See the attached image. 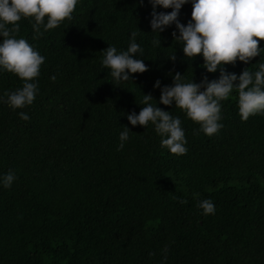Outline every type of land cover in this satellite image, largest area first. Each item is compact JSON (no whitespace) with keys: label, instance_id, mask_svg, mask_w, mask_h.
<instances>
[{"label":"trees","instance_id":"trees-1","mask_svg":"<svg viewBox=\"0 0 264 264\" xmlns=\"http://www.w3.org/2000/svg\"><path fill=\"white\" fill-rule=\"evenodd\" d=\"M150 11L148 0H79L70 19L36 39L31 18L18 21L17 38L45 61L31 105L0 101V175L15 176L0 186V264H264V114L242 121L233 90L221 102L223 126L206 136L183 111L157 103L181 120L183 155L162 148L151 123L126 119L143 94L158 102L156 80L219 76L205 72L199 55L183 56L174 25L151 32ZM190 13L183 5L179 21ZM133 31L147 71L117 85L103 49L126 50ZM260 63L264 48L224 70L239 75ZM20 87L15 74L0 72V97ZM123 126L129 139L117 150ZM204 199L213 214L197 206Z\"/></svg>","mask_w":264,"mask_h":264},{"label":"clouds","instance_id":"clouds-1","mask_svg":"<svg viewBox=\"0 0 264 264\" xmlns=\"http://www.w3.org/2000/svg\"><path fill=\"white\" fill-rule=\"evenodd\" d=\"M139 2L143 4V0ZM78 3L79 0H0V72L13 73L22 81V87L6 93V100L0 97V101L11 109L32 104L39 91L36 78L45 61V57L24 38H17L18 21L31 18L33 39H36L42 32L70 19ZM187 3L191 4V18L182 24L178 19L179 10ZM148 4L151 7V32L159 35L174 25L171 35L182 45L183 56L192 60L199 55L206 73L220 71L218 78L209 80L204 75L199 83L193 80L183 82L180 73L172 76L171 85L162 86L156 80L153 88H159L158 102H151V94H143L140 102L143 106L139 112L126 114L130 125L145 127L151 123L161 137V147L171 154L183 155L187 152V141L181 120L162 110L157 103L183 111L206 136L214 135L223 126L220 123L221 102L233 90L237 92V110L242 121L252 115L264 114V63H260L254 72L245 68L239 75L224 70L225 65H234L237 61L248 64L253 57L260 55L264 48L258 47V41H264V0H148ZM158 7L171 10L157 11ZM136 35L135 31L129 33L126 50L118 51L112 45L103 49L101 64L109 70L117 85L132 80L134 73L147 71L143 59L139 58L143 55V48L136 42ZM154 43L161 44L160 40ZM170 58L175 59L174 56ZM18 115L22 120L29 119L23 111ZM129 132L130 129L123 126L117 150L124 147ZM14 179L11 171L0 175V186L10 187ZM179 202L184 203L183 200ZM197 206L205 215L215 212L210 199L199 201Z\"/></svg>","mask_w":264,"mask_h":264}]
</instances>
